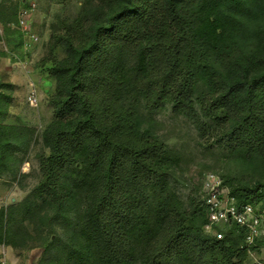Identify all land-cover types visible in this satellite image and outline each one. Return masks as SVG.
Segmentation results:
<instances>
[{
    "label": "trees",
    "instance_id": "1",
    "mask_svg": "<svg viewBox=\"0 0 264 264\" xmlns=\"http://www.w3.org/2000/svg\"><path fill=\"white\" fill-rule=\"evenodd\" d=\"M5 1L0 40L21 46L28 1ZM57 21L40 61L63 52L46 69L53 118L30 172L18 164L37 137L5 121L13 86L0 80V175L37 177L0 206V242L41 247L36 264H256L264 235L248 244L236 223L205 232V193L173 188L181 153L154 115L169 109L225 147L241 168L221 179L230 203L264 211V0H88Z\"/></svg>",
    "mask_w": 264,
    "mask_h": 264
},
{
    "label": "rangeland",
    "instance_id": "2",
    "mask_svg": "<svg viewBox=\"0 0 264 264\" xmlns=\"http://www.w3.org/2000/svg\"><path fill=\"white\" fill-rule=\"evenodd\" d=\"M5 1V0H0ZM9 2L6 0L5 2ZM29 1V0H22ZM35 9L28 20L29 31L23 32L21 46L8 45L5 39L0 40V80H8L12 83V93L9 99L6 122H25L37 137V141L29 150L26 161L18 164L19 171L30 172L36 167L37 160L35 153L41 148V132L53 118L52 106L49 97L54 93V80L46 71L54 58L63 56L62 50L56 49L51 54L52 60H48L43 66L40 61L49 57L44 45L48 41L50 27L53 24L59 26L58 19L71 18L80 8L88 4V0H34ZM7 2V3H8ZM4 3V2H3ZM27 3V2H26ZM21 5V4H20ZM17 9V14L20 6ZM10 9V8H9ZM11 27H14L12 24ZM4 27L0 23V34H3ZM29 33L35 34L38 39L32 41ZM34 85L36 100H27V94ZM156 132L170 146L181 154L180 169L175 174L173 188L181 197L191 191L203 193L204 178L213 173L220 179L223 177H237L241 168L234 159H229L228 151L224 147L208 145L206 136L200 137L199 132L192 123L180 115H174L169 109H165L154 115ZM202 144H206L205 146ZM37 180L36 172L29 173L26 177L13 179L7 173L0 175V206L17 202L29 193L31 187ZM251 182V179H249ZM225 187V186H224ZM228 192V188H224ZM7 262L16 264H36L40 255L41 247L34 246L28 249L14 247L6 244L4 249ZM264 264V241L258 247V251L251 252L249 263Z\"/></svg>",
    "mask_w": 264,
    "mask_h": 264
},
{
    "label": "built area",
    "instance_id": "3",
    "mask_svg": "<svg viewBox=\"0 0 264 264\" xmlns=\"http://www.w3.org/2000/svg\"><path fill=\"white\" fill-rule=\"evenodd\" d=\"M35 1L29 0L28 5L20 7L17 16V26L28 33V18L35 9ZM31 40L37 41L38 37L29 33ZM27 94V100L33 102L36 100V90L34 85ZM221 179L213 173L208 174L203 181V191L205 193V203L207 206L208 222L204 225V231L215 235L217 238L222 237V232L216 229L215 224L218 223H236L245 230V240L248 244L252 243L256 237L264 235V211L256 214L249 204H245L240 208H235L230 203L231 198L225 191ZM6 245L0 242V264H16L14 262L5 261Z\"/></svg>",
    "mask_w": 264,
    "mask_h": 264
}]
</instances>
